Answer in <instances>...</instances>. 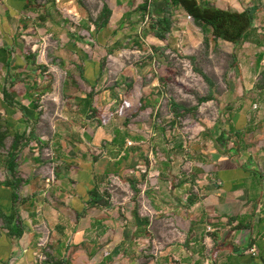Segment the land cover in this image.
Returning <instances> with one entry per match:
<instances>
[{
	"label": "rangeland",
	"instance_id": "374dc122",
	"mask_svg": "<svg viewBox=\"0 0 264 264\" xmlns=\"http://www.w3.org/2000/svg\"><path fill=\"white\" fill-rule=\"evenodd\" d=\"M197 1L209 7L225 2ZM250 1L248 7L256 10L253 33L234 48L202 34L181 10L165 7L157 14L155 0H124L129 4L123 18L119 0H33L32 11L6 25L10 38L0 30V127L5 136L0 183L14 175L52 184L59 172L76 170L77 164L65 160L91 159V140L83 137L88 132L93 139L104 133L94 140V157L103 160L141 143L143 157L134 155L128 175L137 171L148 182L155 169L182 172L187 156L193 155L191 147L201 142L209 148L216 130L234 124L229 115L236 109L246 117L253 111L248 126L264 131V0ZM146 2L151 7L144 14L139 8ZM105 6L113 16L106 31L96 34L92 29ZM80 13H88L89 23L82 22ZM161 18L171 23L163 40L152 29ZM173 104L180 106L178 112H189L176 117ZM15 133L21 138L13 153L15 169L9 172ZM249 138V143L258 142ZM111 180L107 185L120 200L123 188L118 179ZM26 189L23 183L17 187L19 201ZM42 233L35 256L46 264L51 249L45 226Z\"/></svg>",
	"mask_w": 264,
	"mask_h": 264
},
{
	"label": "crops",
	"instance_id": "0c3cea01",
	"mask_svg": "<svg viewBox=\"0 0 264 264\" xmlns=\"http://www.w3.org/2000/svg\"><path fill=\"white\" fill-rule=\"evenodd\" d=\"M32 1L0 0V30L6 38V25L32 11ZM123 1L118 2L122 18L129 4ZM224 1L211 8L236 14L250 10V0ZM165 7L164 0H155L157 14ZM74 8L83 11L80 5ZM87 14H79L86 24L91 20ZM100 16L92 29L96 34L108 26H102ZM253 29L252 23L250 34ZM241 111L229 115L234 124L214 132L209 148L193 145V155L177 175L173 167L170 172L155 169L148 182L137 171L129 176L132 159L143 157L138 142L139 147L119 148L114 159L95 158L94 140L104 136L99 131L95 139L89 132L83 135L91 140V159L65 160L77 164L76 170L59 172L52 184L50 179L9 177L0 183V264H40L35 255L42 226L51 249L46 264H264V131L248 126L253 111L250 117ZM15 136L18 146L21 137ZM249 136L258 142L249 143ZM113 142H119L117 135ZM14 159H8V168L15 169ZM112 178L123 188L120 200L107 185ZM20 183L30 188L21 201L16 192Z\"/></svg>",
	"mask_w": 264,
	"mask_h": 264
},
{
	"label": "trees",
	"instance_id": "16d2710c",
	"mask_svg": "<svg viewBox=\"0 0 264 264\" xmlns=\"http://www.w3.org/2000/svg\"><path fill=\"white\" fill-rule=\"evenodd\" d=\"M166 2L167 10L181 9L188 17L191 18L194 25L197 26L201 33L206 35L210 34L213 41H222L233 45L234 48L245 43L250 36L252 31V23L254 18L255 9L247 10L241 14L223 12L211 7L202 6L197 0H164ZM150 8L149 3H145L139 9L145 14ZM164 13V12H163ZM111 17V12L104 7L99 21L102 26L106 27ZM156 27L157 34L156 38L163 40L164 34L170 33L171 23L168 18L158 20L156 25L152 26V29ZM8 65V64H6ZM205 82L211 88V84L205 79ZM7 94H3V100L6 103ZM209 100H202L207 102ZM176 117H182L183 114L189 112V110L183 109V113L178 112L180 106L175 104L172 105ZM195 110V109H192ZM4 133L0 132V144L4 140ZM18 137L15 136L11 145L9 159L13 160V153L17 147ZM9 169L13 170L14 165H9Z\"/></svg>",
	"mask_w": 264,
	"mask_h": 264
},
{
	"label": "built area",
	"instance_id": "2783aa9c",
	"mask_svg": "<svg viewBox=\"0 0 264 264\" xmlns=\"http://www.w3.org/2000/svg\"><path fill=\"white\" fill-rule=\"evenodd\" d=\"M185 19H186L187 21H191V18L188 17V16H186V15H185ZM254 107H255V106H254ZM252 253H255V251L253 250Z\"/></svg>",
	"mask_w": 264,
	"mask_h": 264
}]
</instances>
